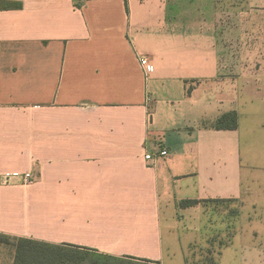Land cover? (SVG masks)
Listing matches in <instances>:
<instances>
[{"label":"crops","instance_id":"obj_1","mask_svg":"<svg viewBox=\"0 0 264 264\" xmlns=\"http://www.w3.org/2000/svg\"><path fill=\"white\" fill-rule=\"evenodd\" d=\"M0 3L16 5L0 9V236L184 264L181 239L199 235L182 221L221 210L243 251L259 177L244 160L264 154V0ZM230 112L238 128L214 129ZM159 145L170 156L146 160ZM26 172L30 185L2 183Z\"/></svg>","mask_w":264,"mask_h":264},{"label":"rangeland","instance_id":"obj_2","mask_svg":"<svg viewBox=\"0 0 264 264\" xmlns=\"http://www.w3.org/2000/svg\"><path fill=\"white\" fill-rule=\"evenodd\" d=\"M235 36V33L231 35V37L236 39ZM258 43L259 41H257L255 47L248 50L262 53V48H260ZM228 45L231 46L228 48L229 53L235 56L237 48L232 46V42H228ZM236 66L240 65L235 63L228 65L230 73L236 71ZM255 66L258 69L261 67L259 64ZM244 166L247 171L253 168L254 175L259 173L258 179L255 180L252 197L245 201L244 209L241 212L239 227L243 234L242 237L241 235L239 236V239L241 238L244 242V250L242 251L237 246L238 241L228 239L226 224L213 222L223 213L221 210L217 212L214 210L211 218L214 215L215 217L207 224H198L195 221L191 223L193 219L186 217V222L182 221V226L195 230L193 231L194 236L199 235L195 243L189 247L186 244L187 241H184V238L181 239L180 246L184 249L185 254L184 264H264V154L258 160H244ZM11 246L12 244L0 242V249L6 248L10 250L12 249ZM176 257L178 256L173 250H167L166 259Z\"/></svg>","mask_w":264,"mask_h":264},{"label":"trees","instance_id":"obj_3","mask_svg":"<svg viewBox=\"0 0 264 264\" xmlns=\"http://www.w3.org/2000/svg\"><path fill=\"white\" fill-rule=\"evenodd\" d=\"M16 5L0 3V9L15 8ZM238 115L230 112L219 118L214 124L217 130H236ZM197 200H185L180 203L182 208L197 205ZM0 242L15 247L14 264H160L159 262L135 257H114L98 254L90 249L66 245H54L30 239H14L11 241L0 236Z\"/></svg>","mask_w":264,"mask_h":264},{"label":"built area","instance_id":"obj_4","mask_svg":"<svg viewBox=\"0 0 264 264\" xmlns=\"http://www.w3.org/2000/svg\"><path fill=\"white\" fill-rule=\"evenodd\" d=\"M141 65L144 69L146 75H150L153 71L152 65L148 62L147 59H141ZM170 156V151L163 145H159L158 150L154 153H149L145 156L146 160H156L159 158H166ZM16 178H20L23 185H30L33 183L32 173L26 172L20 176L17 175H5L2 179L4 185H11L12 181Z\"/></svg>","mask_w":264,"mask_h":264}]
</instances>
